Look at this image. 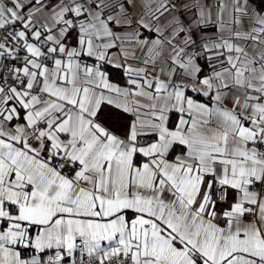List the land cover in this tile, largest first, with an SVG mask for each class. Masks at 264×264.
<instances>
[{
  "label": "snow or ice",
  "instance_id": "1",
  "mask_svg": "<svg viewBox=\"0 0 264 264\" xmlns=\"http://www.w3.org/2000/svg\"><path fill=\"white\" fill-rule=\"evenodd\" d=\"M0 264H264V0H0Z\"/></svg>",
  "mask_w": 264,
  "mask_h": 264
}]
</instances>
